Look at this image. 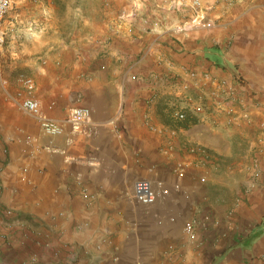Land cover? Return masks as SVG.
Instances as JSON below:
<instances>
[{
    "label": "crops",
    "instance_id": "obj_1",
    "mask_svg": "<svg viewBox=\"0 0 264 264\" xmlns=\"http://www.w3.org/2000/svg\"><path fill=\"white\" fill-rule=\"evenodd\" d=\"M70 1L14 0L5 20L0 264H264V0ZM190 69L241 74L238 117L223 102L180 122ZM19 91L65 131L46 133ZM75 106L92 110L79 133ZM197 145L208 158L176 174ZM139 179L167 194L141 203Z\"/></svg>",
    "mask_w": 264,
    "mask_h": 264
},
{
    "label": "built area",
    "instance_id": "obj_2",
    "mask_svg": "<svg viewBox=\"0 0 264 264\" xmlns=\"http://www.w3.org/2000/svg\"><path fill=\"white\" fill-rule=\"evenodd\" d=\"M196 8H201L202 0H186ZM14 0H0V52L3 50L7 41V31L5 28V20L13 7ZM202 18L200 19V21ZM188 76L191 79V83L188 81L183 82L184 88L187 91L195 89L197 97L192 94L188 95V103H184L174 112L175 117L180 122L190 120L194 116L204 117V112H211V107H217L221 109V103L226 102L228 106L225 108V112L232 118L238 117L236 105L243 104L244 98L242 92L236 89L235 85L243 84L244 78L241 74L236 75V83L230 82L226 78H219L217 75L204 72L202 76L195 70H188ZM24 85L29 89L34 88V80L31 77L23 76L21 78ZM7 83V81H4ZM192 88V89H191ZM194 92V91H193ZM192 92V93H193ZM194 94V93H193ZM254 104H257L255 100ZM16 102L20 108L26 113L30 114L37 119L41 128L50 135H59L65 131L62 123L56 119L49 117L42 109L40 101L31 96H24L22 91L17 93ZM231 102V103H230ZM224 109V108H223ZM243 110L245 107L243 105ZM92 110L87 106H75L69 109L68 121L71 125L72 132H81L85 125L90 121ZM234 115V116H233ZM248 120L251 119V114L247 111L243 114ZM70 141V140H69ZM190 153L198 156L197 160L193 161H178L173 165V171L176 174H181L185 171L186 167L193 164H199L203 159L208 158L209 151L204 146H193L190 149ZM203 157V159L201 158ZM167 191L164 189L163 183L159 182L155 185L149 179H139L135 183V196L141 203L151 205L156 202L159 196L166 195ZM197 221H189L184 228L185 233L188 236L195 235Z\"/></svg>",
    "mask_w": 264,
    "mask_h": 264
},
{
    "label": "rangeland",
    "instance_id": "obj_3",
    "mask_svg": "<svg viewBox=\"0 0 264 264\" xmlns=\"http://www.w3.org/2000/svg\"><path fill=\"white\" fill-rule=\"evenodd\" d=\"M71 1H75V2H78V3H84V4H88V3L92 4V3L96 2V0H71ZM101 2H103V1H101ZM109 2H110L109 0H105L104 1V3H109Z\"/></svg>",
    "mask_w": 264,
    "mask_h": 264
},
{
    "label": "trees",
    "instance_id": "obj_4",
    "mask_svg": "<svg viewBox=\"0 0 264 264\" xmlns=\"http://www.w3.org/2000/svg\"><path fill=\"white\" fill-rule=\"evenodd\" d=\"M188 122H189V120H187V121L183 122V124L185 125V124H187Z\"/></svg>",
    "mask_w": 264,
    "mask_h": 264
}]
</instances>
